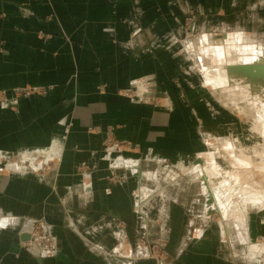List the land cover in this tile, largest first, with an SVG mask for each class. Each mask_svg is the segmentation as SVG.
Returning <instances> with one entry per match:
<instances>
[{
    "label": "crops",
    "instance_id": "obj_1",
    "mask_svg": "<svg viewBox=\"0 0 264 264\" xmlns=\"http://www.w3.org/2000/svg\"><path fill=\"white\" fill-rule=\"evenodd\" d=\"M234 6L0 0V264H154L146 239L160 234L180 257L175 264H240L216 252L211 231L200 238L195 194L179 176L154 182L135 171L159 172L151 163H184L198 151L190 140L200 133L191 125L198 101L180 96L185 83L195 86L183 69V25L190 11L211 24L220 7L230 22ZM26 87L47 92L15 91ZM127 88L164 103L129 99L119 93ZM157 183L164 192L139 212L141 185ZM34 221L56 236L55 253L24 246Z\"/></svg>",
    "mask_w": 264,
    "mask_h": 264
},
{
    "label": "rangeland",
    "instance_id": "obj_2",
    "mask_svg": "<svg viewBox=\"0 0 264 264\" xmlns=\"http://www.w3.org/2000/svg\"><path fill=\"white\" fill-rule=\"evenodd\" d=\"M235 1L236 7L234 6L231 12L230 22L225 21L227 12L220 7L214 16L216 21L211 24L202 23L203 16L190 11L183 25L180 48L187 62L183 69L187 80L190 78L191 84L195 86L191 87L185 83L184 92L179 93L182 98L193 97L198 101L191 107V113L194 117L193 113L200 108L197 111L200 116L198 119L194 117L191 125L200 126V133L199 137L190 138L197 144L198 151L185 159L184 163L170 162L168 167H165L164 162L151 163L154 169L160 170L159 172L138 171V167L135 171L140 175L144 174V179L149 178L154 182L158 181V174L161 177L168 175L175 180L179 176L181 187L185 188V191H189V187L190 192L195 194L193 208L199 215L195 221L200 238L208 236L211 231L216 236L213 235L215 240L217 238L222 245V247L220 244L217 245L218 254L233 257L240 264H264V90L257 91L255 86L261 83L252 78L248 79V75L252 77L251 73L263 68L264 64H255L254 61H250V64L234 62L239 53L237 44L238 47L243 45L241 47L264 50V0H247L248 8L244 6L246 0ZM243 36L244 43L238 42L237 38L244 40ZM217 42H219L217 46L224 45L230 52L228 51L226 55L223 53L226 50L223 49L217 50V53L210 52L208 47ZM228 63H232L233 67ZM215 68L221 70L213 73ZM226 68L232 75H236V79L231 77L228 84L220 83L223 78L229 79L226 77L225 72L228 71ZM209 75L213 78H208ZM132 90L126 95L129 99L138 95V99L155 105L164 103L163 96L151 95L150 99L142 93V88L139 92H136L135 88ZM124 91L125 89H120L119 93L125 94ZM18 94L23 95L21 92ZM22 158L32 161V157L25 158V155H22ZM207 169L216 171L219 182L214 187L219 193H216V188L210 186L211 182H207L210 180ZM174 184L177 187L176 181ZM147 187L143 184L140 187L139 212H142L139 207L149 197L161 193L159 192L161 189L163 193L166 186L157 183L156 187ZM221 188H227L228 192L219 199ZM147 191L149 193L146 199L139 202L141 194ZM255 199L257 201H254ZM200 225H205L206 229L199 228ZM146 240L149 243L145 248L146 255L154 264H175L180 260V257L175 256V251L167 248V236L154 235Z\"/></svg>",
    "mask_w": 264,
    "mask_h": 264
},
{
    "label": "bare ground",
    "instance_id": "obj_3",
    "mask_svg": "<svg viewBox=\"0 0 264 264\" xmlns=\"http://www.w3.org/2000/svg\"><path fill=\"white\" fill-rule=\"evenodd\" d=\"M238 35V34H237ZM237 35H236V37H237ZM232 36H235V35H232ZM228 39V38H227ZM234 39V38H233ZM235 40V39H234ZM237 40H238V42L239 41H245V39L243 40V39H240V38H237ZM229 41V40H228ZM236 41V40H235ZM223 42V41H222ZM244 43V42H243ZM217 45H219V42H217V43H213V45H210L208 48H209V50H210V52L211 51H214V53H217V50H226V51H223V53H225V55L227 54V52L229 51L230 52V49L229 50H227V48H226V46H217ZM235 45V44H234ZM241 46H243V45H241ZM241 46H239L238 47V44H237V49L239 50V53H238V58L234 61V62H241L242 64L243 63H249L250 61H254L255 62V64L256 63H259V64H264V50H262V49H256V48H254V47H241ZM235 48V49H236ZM208 50V51H209ZM203 53V52H202ZM213 53V52H212ZM218 53H220L221 54V52L219 51ZM231 57H233V56H231ZM232 60V59H231ZM233 62V63H234ZM231 67H233V65H232V63H228ZM250 64V63H249ZM239 65V64H238ZM258 66H261V65H258ZM246 67V66H245ZM256 67V66H255ZM261 68V67H260ZM207 69V68H206ZM228 71H227V70ZM225 70L227 71V72H225L226 73V77H229V79L228 78H223V80H221L220 81V83H223L224 82V84L225 83H229L230 82V79H231V77H232V79H236V75L234 76V75H232V72H230L229 71V69L228 68H226ZM250 69V68H249ZM219 70H221V68H215L214 69V72L213 73H217ZM256 71H257V69H256ZM207 74H210V73H207ZM253 76L252 77H250L249 75H248V79H255V80H257V82L259 81L261 84H256V90L258 91V90H260V89H262V90H264V66H263V68H261L260 70H258L257 72H252L251 73ZM222 76V75H221ZM240 76V75H239ZM238 76V77H239ZM211 76L209 75L208 76V78H210ZM244 77H245V75H244ZM211 78H213V76L211 77ZM247 78V77H246ZM239 79V78H238ZM251 79V80H252ZM216 81V80H215ZM250 81V80H249ZM249 81H247L248 83H249ZM254 82H256V81H254ZM251 83H253V82H251ZM250 83V84H251ZM260 87V88H259ZM253 89H254V87H253ZM255 90V91H256ZM256 91V92H257ZM257 98V97H256ZM261 100H262V98H261ZM245 107V106H244ZM264 107V106H263ZM208 170L209 169H207V172H208ZM248 170V169H247ZM246 172V171H245ZM249 172V171H248ZM245 174V173H244ZM209 178H210V180L208 181L207 180V182L208 183H210L211 185L210 186H213V188L215 189L216 187H214V185H216V184H218V182H219V179L217 178V176H216V171L215 170H212V169H210L209 170ZM254 180V179H253ZM221 182V181H220ZM208 185V184H207ZM222 185H224L223 183H222ZM219 187H221V186H219ZM222 187H224V186H222ZM228 188V187H227ZM227 188H221L222 189V192H221V194H219V196H218V198L219 199H221V197L222 196H224V194H226L227 192H228V189ZM235 188V187H234ZM204 189L207 191V187L204 185ZM230 190V189H229ZM216 193H219V191L217 190V188H216ZM231 191V190H230ZM229 191V192H230ZM257 196V195H256ZM260 197V196H259ZM258 197V198H259ZM218 201V200H217ZM251 201H252V199H251ZM254 201H257V199H255ZM264 201V200H263ZM24 247V246H23Z\"/></svg>",
    "mask_w": 264,
    "mask_h": 264
},
{
    "label": "built area",
    "instance_id": "obj_4",
    "mask_svg": "<svg viewBox=\"0 0 264 264\" xmlns=\"http://www.w3.org/2000/svg\"><path fill=\"white\" fill-rule=\"evenodd\" d=\"M17 93L21 92L23 95H29L33 92L46 93L47 89L44 87H26V88H16ZM132 88L125 89L126 96L132 92ZM30 238L24 241V246L30 249H36L43 251L45 253H55L58 250V240L55 235H53L45 222L34 221L29 229Z\"/></svg>",
    "mask_w": 264,
    "mask_h": 264
},
{
    "label": "water",
    "instance_id": "obj_5",
    "mask_svg": "<svg viewBox=\"0 0 264 264\" xmlns=\"http://www.w3.org/2000/svg\"><path fill=\"white\" fill-rule=\"evenodd\" d=\"M29 238H30V234L24 237L25 240H28Z\"/></svg>",
    "mask_w": 264,
    "mask_h": 264
}]
</instances>
